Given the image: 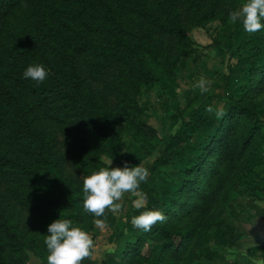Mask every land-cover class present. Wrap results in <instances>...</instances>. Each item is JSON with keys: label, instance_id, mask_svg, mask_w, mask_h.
Listing matches in <instances>:
<instances>
[{"label": "trees", "instance_id": "obj_1", "mask_svg": "<svg viewBox=\"0 0 264 264\" xmlns=\"http://www.w3.org/2000/svg\"><path fill=\"white\" fill-rule=\"evenodd\" d=\"M237 3L0 0V181H5L0 186V264H19L23 250L46 264L48 233L42 224L64 203L79 204L78 221L91 226V213L83 208L84 179L63 175L59 165L53 138L58 129L78 118L84 137L77 144V169L93 173L107 167L99 156L109 150L111 135L126 128L137 137L143 134L128 111L137 105L141 86L162 76L172 78L185 55L197 49L189 30L209 20L226 21ZM18 9L23 24L3 27ZM252 54L245 60L249 78L244 95L230 100L215 134L195 148L190 165L178 168L181 184L163 189L164 198L157 197L167 201L161 208L165 221L126 241L120 264H147L158 244L157 264L170 259L196 264L194 248L218 222L224 200L218 196L227 173L249 158L258 141V128L247 118L256 112V97L264 92V53L255 49ZM31 64L44 65L49 72L44 82L23 77ZM170 160L166 154L156 157L146 182L170 179L165 168ZM50 170L55 176L48 190L42 181ZM24 213L28 226L19 228L14 222Z\"/></svg>", "mask_w": 264, "mask_h": 264}, {"label": "rangeland", "instance_id": "obj_2", "mask_svg": "<svg viewBox=\"0 0 264 264\" xmlns=\"http://www.w3.org/2000/svg\"><path fill=\"white\" fill-rule=\"evenodd\" d=\"M243 2L238 0L236 9ZM23 19L24 14L20 9L15 10L5 19L3 27H19ZM261 24L262 29L252 34L245 31L241 21L232 23L229 19L224 22L214 19L204 26H193L189 34L196 41L197 49L185 55L183 65L175 68L173 77L162 76L150 86H141L137 105L128 111L143 134L137 137L135 130L126 128L117 136L111 135L107 142L109 150L99 158L103 157L107 164L112 160L111 167H123L127 161L129 167L140 164L149 171L153 160L166 154L171 159L165 166L171 178L157 177L152 184L140 182L137 193L146 197L144 208L136 209L133 206L138 195L124 193L122 200L118 201L122 205L121 210L113 214L106 209L102 217L91 214V226L87 221H78L76 213L80 205L77 203L62 204L50 218L43 221L42 225L47 231V226L54 220L70 219L72 226H79L92 235V256L80 264H120L125 242L144 231L132 225L133 216L145 210L163 213L161 208L167 201L164 199V203H161L157 197L164 198L163 189L169 187L174 190L181 184L182 175L177 172L178 168L190 165L196 149L206 145L209 137L215 134L222 117L217 113H224L231 99L237 100L244 95L249 78V67L245 60L249 54L253 55L255 49H262L264 53V19ZM244 42L254 45L248 54L241 51L246 48L242 46ZM201 78L207 81V91L198 86ZM95 86L99 87L100 84ZM256 99H259L256 112L247 118L259 131L256 147L249 158L237 162L227 173L218 196L224 197L218 222L212 224L201 244L194 248L196 264H255L257 261V258L253 260L245 255L241 257L245 253H237L239 249L234 246L236 240L249 235L250 240L259 239L262 242L264 238V233L260 232H264V92ZM78 120H72L64 130L59 128L53 138L63 175L72 178L81 176L84 179L92 173L77 169L80 154L77 144L84 137ZM168 145H171L169 149ZM176 152L180 154L174 155ZM54 176V170L46 173L42 181L46 189L50 190V181ZM1 185H5L4 180L0 181ZM27 219L24 213L14 223L19 228L27 227ZM96 219L104 220V230L95 226ZM159 250L160 244L154 247L147 264H157ZM255 254L264 258V243L256 249ZM18 259L19 264H44L42 258L31 250L20 251ZM165 264L177 263L170 259Z\"/></svg>", "mask_w": 264, "mask_h": 264}, {"label": "clouds", "instance_id": "obj_3", "mask_svg": "<svg viewBox=\"0 0 264 264\" xmlns=\"http://www.w3.org/2000/svg\"><path fill=\"white\" fill-rule=\"evenodd\" d=\"M229 21L236 23L241 21L246 32L252 34L262 29L261 20L264 19V0H244L235 10L229 13ZM49 72L42 64H31L23 72L25 79H31L42 83L48 77ZM207 81L203 78L198 81V86L207 91ZM211 111V109H209ZM218 116L223 112L217 113ZM100 157V160H103ZM112 160L107 167H101L83 180V208L87 213L96 217L105 215V210L113 214L121 210L124 193L138 195L133 201L136 209L145 207L146 197L138 194L137 189L142 181H146L149 171L140 164L129 167L127 161L123 167H111ZM166 216L158 210H145L137 216H133L131 223L134 227L151 231L157 223H163ZM95 226L101 231L105 228V222L101 219L94 221ZM70 219H56L47 226L48 235L45 244L48 249L47 264H80L85 258L92 256L94 247L92 235L79 226H72Z\"/></svg>", "mask_w": 264, "mask_h": 264}, {"label": "crops", "instance_id": "obj_4", "mask_svg": "<svg viewBox=\"0 0 264 264\" xmlns=\"http://www.w3.org/2000/svg\"><path fill=\"white\" fill-rule=\"evenodd\" d=\"M242 46L246 47V48H242V50H241L242 52L245 51V54L250 53L251 49L254 47V45H250V44H246V45H242ZM260 232L264 233L263 231H260ZM249 236L244 237V238H240L234 242L235 248L239 249L237 251V253H245L243 255L240 254V256L242 255L241 257H244V255H245L246 258H251L253 260H255L257 258V261L255 264H264V258H262V256H257L255 254L256 249L264 243V238L261 237L262 242H260L259 239L250 240L251 237H249ZM228 253H231V252H228Z\"/></svg>", "mask_w": 264, "mask_h": 264}]
</instances>
